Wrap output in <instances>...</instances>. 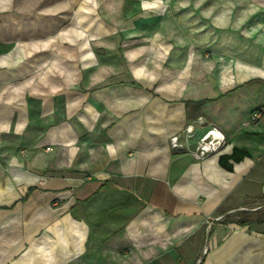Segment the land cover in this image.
Listing matches in <instances>:
<instances>
[{
  "label": "crops",
  "instance_id": "0c3cea01",
  "mask_svg": "<svg viewBox=\"0 0 264 264\" xmlns=\"http://www.w3.org/2000/svg\"><path fill=\"white\" fill-rule=\"evenodd\" d=\"M261 159L264 0H0V264H264Z\"/></svg>",
  "mask_w": 264,
  "mask_h": 264
},
{
  "label": "built area",
  "instance_id": "2783aa9c",
  "mask_svg": "<svg viewBox=\"0 0 264 264\" xmlns=\"http://www.w3.org/2000/svg\"><path fill=\"white\" fill-rule=\"evenodd\" d=\"M261 111L258 109L252 112V119H259ZM203 120H199L198 123ZM195 139V141H194ZM192 140L195 142L191 147ZM171 147L179 152L191 151L192 155L197 159H203L210 153L220 149L225 142V136L217 126H212L199 134L197 132L196 122H189L179 133L173 134L169 139ZM220 217H218L219 219ZM213 222V221H212ZM208 221V225L212 223Z\"/></svg>",
  "mask_w": 264,
  "mask_h": 264
},
{
  "label": "trees",
  "instance_id": "16d2710c",
  "mask_svg": "<svg viewBox=\"0 0 264 264\" xmlns=\"http://www.w3.org/2000/svg\"><path fill=\"white\" fill-rule=\"evenodd\" d=\"M248 152L245 149H238L234 148L233 152L231 154H222L220 155V163L223 165L225 168L232 170L233 169V162H230V159H233L234 161H239L241 160L245 155H247ZM263 213H261V219H264ZM241 223H245L246 220H239Z\"/></svg>",
  "mask_w": 264,
  "mask_h": 264
},
{
  "label": "rangeland",
  "instance_id": "374dc122",
  "mask_svg": "<svg viewBox=\"0 0 264 264\" xmlns=\"http://www.w3.org/2000/svg\"><path fill=\"white\" fill-rule=\"evenodd\" d=\"M192 122V121H191ZM182 131V130H181ZM260 164H262L261 166L263 167V164H264V162L262 161V159H261V161H260Z\"/></svg>",
  "mask_w": 264,
  "mask_h": 264
},
{
  "label": "water",
  "instance_id": "95a60500",
  "mask_svg": "<svg viewBox=\"0 0 264 264\" xmlns=\"http://www.w3.org/2000/svg\"><path fill=\"white\" fill-rule=\"evenodd\" d=\"M262 191H263V193H264V185H263V187H262Z\"/></svg>",
  "mask_w": 264,
  "mask_h": 264
}]
</instances>
